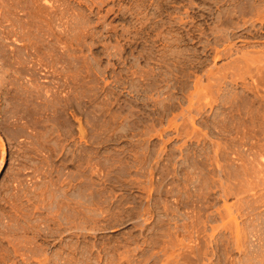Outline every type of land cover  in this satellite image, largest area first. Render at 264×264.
Listing matches in <instances>:
<instances>
[{
  "label": "rangeland",
  "instance_id": "1",
  "mask_svg": "<svg viewBox=\"0 0 264 264\" xmlns=\"http://www.w3.org/2000/svg\"><path fill=\"white\" fill-rule=\"evenodd\" d=\"M0 264H264V0H0Z\"/></svg>",
  "mask_w": 264,
  "mask_h": 264
},
{
  "label": "bare ground",
  "instance_id": "2",
  "mask_svg": "<svg viewBox=\"0 0 264 264\" xmlns=\"http://www.w3.org/2000/svg\"><path fill=\"white\" fill-rule=\"evenodd\" d=\"M4 153V152H3Z\"/></svg>",
  "mask_w": 264,
  "mask_h": 264
}]
</instances>
